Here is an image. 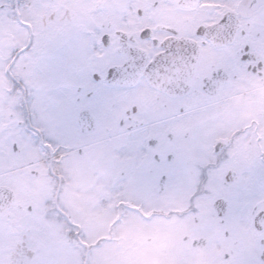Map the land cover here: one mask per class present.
<instances>
[{
	"label": "snow or ice",
	"instance_id": "6c2138e0",
	"mask_svg": "<svg viewBox=\"0 0 264 264\" xmlns=\"http://www.w3.org/2000/svg\"><path fill=\"white\" fill-rule=\"evenodd\" d=\"M210 2L107 0L71 31L73 0H0V177L25 142L42 164L26 199L0 203V264H167L153 234L189 216L200 224L202 196L236 247L224 264H264V0ZM165 8L184 23L156 26L148 13ZM132 18L151 26L122 35ZM141 90L155 105L129 103ZM114 109L123 134L86 152L80 140L98 138ZM73 153L89 160L78 200Z\"/></svg>",
	"mask_w": 264,
	"mask_h": 264
},
{
	"label": "flooded vegetation",
	"instance_id": "af4514ba",
	"mask_svg": "<svg viewBox=\"0 0 264 264\" xmlns=\"http://www.w3.org/2000/svg\"><path fill=\"white\" fill-rule=\"evenodd\" d=\"M106 2L107 0H85L84 3H80L79 0H73V4L66 9V26L71 31L83 29L93 20L90 5ZM202 3L207 7H214L210 0H202ZM148 17L156 26L166 25L168 27H177L184 23L186 19L183 15L175 14L167 8L151 11L148 13ZM103 22L111 26L116 24V20L108 17H104ZM139 23H143L145 27L151 26L143 18L140 20L128 19L126 27L120 29L121 34L128 36L138 31L137 24ZM113 43L115 44V41ZM129 103L155 105L156 97L147 90H141L136 98L129 101ZM120 115V111L114 109L102 123L99 137L82 138L80 140L81 147L86 152H90L99 138L122 135V130L116 126V120ZM154 115H157V113H154ZM173 130L177 135H181L185 128L182 125H174ZM66 163V174L72 178L69 194L71 199L78 200L81 198L82 193L76 189L82 188L86 183L89 160L73 153ZM38 164H40V161L37 157V149L27 142L16 153L7 155V162L4 165L6 174L0 177V203L7 200L10 204L15 205L30 195L32 186L38 182L39 172L35 177H30L28 173L36 168ZM40 166L42 168V164ZM83 173H85V176ZM201 188L207 189L209 192L215 191V188L208 184L201 185ZM194 190L195 178H193L191 189L181 197L183 200L180 205L181 208L187 207V197L191 196ZM194 207L196 217L201 220L200 224L193 225L192 217L189 216L184 221L170 222L164 230H157L153 234L157 246L152 251L157 260L164 258L167 264H177L178 260H183L184 264H224L225 253L232 252L233 255L236 254L235 245L220 235L210 197L202 196L197 199L194 202ZM142 238L141 235L135 237L137 240ZM238 242L241 248L251 247V235L248 234V229L244 225H240Z\"/></svg>",
	"mask_w": 264,
	"mask_h": 264
},
{
	"label": "rangeland",
	"instance_id": "374dc122",
	"mask_svg": "<svg viewBox=\"0 0 264 264\" xmlns=\"http://www.w3.org/2000/svg\"><path fill=\"white\" fill-rule=\"evenodd\" d=\"M82 174V173H81ZM83 175L85 176V173H83Z\"/></svg>",
	"mask_w": 264,
	"mask_h": 264
}]
</instances>
